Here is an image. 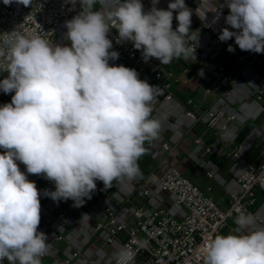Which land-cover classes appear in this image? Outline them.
I'll use <instances>...</instances> for the list:
<instances>
[{
  "label": "built area",
  "instance_id": "1",
  "mask_svg": "<svg viewBox=\"0 0 264 264\" xmlns=\"http://www.w3.org/2000/svg\"><path fill=\"white\" fill-rule=\"evenodd\" d=\"M170 2L159 0L156 7L166 10ZM142 4L145 12L152 8V0ZM185 4L193 12L185 40L195 52L173 60L198 81V100V89L194 96H179L186 87L184 74L156 58L145 62L132 41L117 42L118 32L111 25L108 38L119 58L109 64L135 69L141 80L154 86L150 118L159 121L160 132L146 141L149 155L163 159L190 139L187 159L210 186L202 189L174 165L142 174L138 160L140 171L134 179L114 181L107 189L96 181L92 198L74 207L72 200L46 197L44 191H54V183L27 174L17 161L41 193L38 231L48 242L42 264H117L116 254L122 250L129 264H203L205 242L217 234L238 233L235 221L241 211L252 214L257 227H264V165L258 158L249 160L252 148L264 137V129L257 125L264 119V53L240 50L234 37L226 42L218 39L225 27L237 31L225 22L230 12L225 0H185ZM113 5L114 0H97L94 10L107 11ZM81 10L78 0L75 4L32 0L28 7L5 6L0 0V47L6 50L3 41L18 29L53 45H70L65 22ZM176 14L173 30L178 26ZM229 45L234 52L227 50ZM5 67L6 60L0 58V74L7 76ZM214 188L222 192L224 207L210 196Z\"/></svg>",
  "mask_w": 264,
  "mask_h": 264
},
{
  "label": "clouds",
  "instance_id": "2",
  "mask_svg": "<svg viewBox=\"0 0 264 264\" xmlns=\"http://www.w3.org/2000/svg\"><path fill=\"white\" fill-rule=\"evenodd\" d=\"M78 2L81 12L65 22L70 45H53L18 29L3 41L6 50L0 47L8 73L0 91L15 93L0 106V264H42L48 250L46 234L38 231L41 193L17 161L27 174L54 183V191H44L46 197L80 207L92 198L96 181L107 189L114 181L134 179L145 142L159 135V121L150 118L154 86L135 69L109 64L119 58L111 50L110 25L118 32L117 42L132 41L145 62L156 58L169 64L195 52L185 40L193 14L185 0H172L166 10L152 0L147 12L142 0H114L107 11L94 10L97 0ZM13 3L28 7L32 0H3L5 6ZM225 4L230 10L225 22L237 31L225 27L218 39L234 37L240 50L264 53V0ZM218 19L219 14L213 23ZM227 50L235 51L231 45ZM235 223L238 233L205 242L203 264H264V227L243 211ZM116 260L129 264L125 250Z\"/></svg>",
  "mask_w": 264,
  "mask_h": 264
},
{
  "label": "rangeland",
  "instance_id": "3",
  "mask_svg": "<svg viewBox=\"0 0 264 264\" xmlns=\"http://www.w3.org/2000/svg\"><path fill=\"white\" fill-rule=\"evenodd\" d=\"M169 65L172 67V69L176 73L184 74V76H186V78L190 80L189 85H193V87H195V89H198V91H199V83L194 77L190 78V76L188 75V74H190L189 70L184 69L181 64L175 62L174 60H172V62L169 63ZM4 78H6V76L0 74V81H2ZM5 95L6 96H12L11 93H8ZM200 95H201V91L198 92V95L196 97L197 100L199 99L198 97ZM10 102H11V100H10ZM257 125H259L260 128L264 129V124H263L262 120L257 122ZM186 143L190 146L191 145L190 139H188L186 141ZM144 147H145L146 151L140 157L139 162H140V166H141L142 170L145 173L155 172V171L161 169L162 167H164L166 165H175L178 168H180V170L183 172V174L185 176H187L189 179H191L194 183H196L197 181H200V180L204 181L205 183H208L202 177L201 173H199L195 169V167L190 163V161L186 158V156H182L180 161H178V157H177L178 155L177 154H171V155H169L163 159L155 158V157H152L151 155H149V153L147 151L146 142H145ZM181 153H183V152L181 151ZM257 158H258V164L264 165V137L258 143H256L254 145V147L252 148V150L249 154V160L250 161H255ZM214 191L223 200L225 199L224 196L222 195V192L218 188H214ZM2 264H8L7 260H4L2 262Z\"/></svg>",
  "mask_w": 264,
  "mask_h": 264
},
{
  "label": "crops",
  "instance_id": "4",
  "mask_svg": "<svg viewBox=\"0 0 264 264\" xmlns=\"http://www.w3.org/2000/svg\"><path fill=\"white\" fill-rule=\"evenodd\" d=\"M189 76H190V78L191 77H193L192 75H191V73L190 74H188ZM7 77V76H6ZM190 84V80L189 79H187L186 78V87H184V89H183V93L181 92V93H178L179 94V96L181 97V98H185V97H188V96H194L195 95V93H194V90H195V87H193V85H189ZM14 92H12L11 93V95L13 94ZM12 99V96H6L5 95V93L3 92V91H0V106H3L4 104H6V103H10V100ZM261 121V120H260ZM262 121H264V119H262ZM264 124V123H263ZM259 126V125H258ZM191 141V140H190ZM188 150H189V145L186 143V141H185V143L181 146V147H179L177 150H175L172 154H177L178 156V161H180V159L182 158V156H186V158H187V152H188ZM180 151V152H179ZM181 151L183 152V153H181ZM175 166V165H174ZM196 169V168H195ZM203 177V176H202ZM204 178V177H203ZM205 179V178H204ZM206 180V179H205ZM207 181V180H206ZM208 182V181H207ZM203 183H205L204 181H197L196 182V184L197 185H199V184H203ZM206 184V183H205ZM208 184H209V182H208ZM201 187V186H200ZM202 188V187H201ZM223 202H219L220 203V205L221 206H225V200H222Z\"/></svg>",
  "mask_w": 264,
  "mask_h": 264
},
{
  "label": "trees",
  "instance_id": "5",
  "mask_svg": "<svg viewBox=\"0 0 264 264\" xmlns=\"http://www.w3.org/2000/svg\"><path fill=\"white\" fill-rule=\"evenodd\" d=\"M249 132V127L248 128H246L244 131H243V133H242V135H241V137L243 138L247 133ZM142 174H146L144 171H142ZM199 186H201L202 187V189H204V190H207L208 189V187L210 186V183L208 184V183H203V184H199ZM210 196L213 198V199H215L216 201H218V202H223L222 200V198L217 194V193H215V191L213 190L212 192H210Z\"/></svg>",
  "mask_w": 264,
  "mask_h": 264
}]
</instances>
